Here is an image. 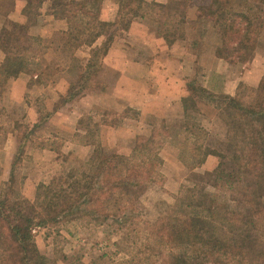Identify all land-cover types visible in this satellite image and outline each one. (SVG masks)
Segmentation results:
<instances>
[{"label": "trees", "instance_id": "trees-1", "mask_svg": "<svg viewBox=\"0 0 264 264\" xmlns=\"http://www.w3.org/2000/svg\"><path fill=\"white\" fill-rule=\"evenodd\" d=\"M44 1L24 0L29 16L26 22H19L10 19L15 0H0V29L9 35L11 54L27 49L33 25L30 21L39 16L37 9ZM117 1L115 19L96 20L99 30L81 44L92 46L105 33L104 28L126 32L135 15L143 12L145 19L155 24L151 33L166 41L171 35L184 41L188 29L199 31L191 46L201 45L206 36L214 35L216 58L231 63L254 51L264 31V0H185L187 13L181 25L174 23L171 10L165 11L163 22L158 19L164 7L145 0ZM79 7L84 9L81 4ZM155 8L162 9L157 18ZM89 25L79 29V37ZM114 34L110 33L92 51L86 68L94 67L98 56L106 53ZM73 37L70 34L68 39ZM9 78V71L0 65V94ZM86 80L81 78L79 92L86 88ZM238 89L242 93L218 97L190 81L188 95L181 99L182 114L191 125L195 123L188 112L192 109L196 113L197 96L223 101L219 109L225 126L221 149L200 144L192 148L204 170L208 161L216 159L215 166L208 168L212 193L206 192L199 177L201 182L184 187L169 210L154 223L139 224V198L161 165L155 137L138 138L129 155L103 153L93 147L86 160L87 168L79 177L70 172L47 184H38L33 201L0 198V264H56L39 251L32 230L82 218L99 226L112 220L131 231L125 238L133 243L140 238L135 226L145 232L144 241L127 251L123 259L100 257L92 264H264V72L256 87L240 84ZM150 236L164 243L186 245L191 252L165 250L148 241Z\"/></svg>", "mask_w": 264, "mask_h": 264}, {"label": "rangeland", "instance_id": "rangeland-1", "mask_svg": "<svg viewBox=\"0 0 264 264\" xmlns=\"http://www.w3.org/2000/svg\"><path fill=\"white\" fill-rule=\"evenodd\" d=\"M47 1L50 3L51 15L65 22L66 30L62 35H57L55 30L50 33L51 29L47 32L42 29L41 33V26L45 23L41 18L40 9ZM101 1H44L37 9L39 16L36 15L37 17H33L30 21L33 25L29 28L27 49L18 54L14 51H12L13 54L10 53L9 35L0 29V65H3L11 75L8 82L22 74L32 79L30 83L35 80L37 83L35 92L31 94L27 92L24 100L26 101V97L28 100L30 96V100L39 110L34 118L26 117L24 105L22 106L9 93L5 94L6 88L0 94V143L6 138H2V129L6 130V136L12 131L17 134L11 175L7 181L3 182L0 173V198L8 196L11 201L15 199L33 201L38 184H47L52 179L70 172L79 177L87 168L86 160L93 147L103 153L115 152L129 155L134 145L140 140L138 138L153 135L161 165L159 173L149 182L139 198L138 205L141 213L137 220L139 224H152L156 218L169 210L183 188L193 182L203 181L201 185L205 186L206 192H213L209 186L211 182L209 171L215 166L216 159L208 161L207 167L210 169L204 170L199 166V158L192 148L195 144H200L215 150L221 149L225 126L220 119L219 109L223 101L219 98L209 100L206 99L207 97L197 96L194 100L196 113L192 109L188 112L190 121L195 123L191 125L187 124L188 119L184 116L177 115L173 104L169 106L165 103L164 107L163 101V103L149 102L143 104L145 107L147 105V109L142 112L134 106L127 107L123 93L113 96L105 95L107 93L104 92V88L115 81V74L102 69L100 55L97 58L96 67L86 68L87 61L91 59L92 51L100 46L110 33H115V39L124 37L125 31L104 28L105 33L98 40V42L101 41L98 46L81 44L90 39L92 33L99 30L94 23L96 20L100 21L98 15L104 0ZM114 1L118 3L117 0ZM146 2L164 7L162 11L164 13H161L162 16L159 17L157 15L162 9H154L155 17H158L161 22L166 17L167 10L172 11L170 15L174 14L172 16L174 23L180 25L184 14L187 13L185 0ZM79 4L84 6V9H80ZM142 14L145 16L144 13ZM188 14V17H192V13ZM20 15H23L26 22L29 16L26 9L24 13L17 15L14 9L10 19H16L15 17ZM92 16L95 19L90 20ZM87 23H90V27L88 26L87 31L79 37V29L85 28ZM146 24V32L150 34L155 24L149 19ZM188 25L189 23H186L185 27L188 28ZM187 32L184 41L174 43L177 50L175 49L173 55L184 57V53L187 52L188 55L193 56L188 59L190 62L186 59L179 62L183 65V71L188 68L191 71L192 76L189 82L193 81L194 85L202 86L218 97L242 93V89H238L240 84L250 88L257 86L264 72V31L254 51L247 52L242 58L231 63L216 58L217 42L214 35L206 36L203 40L205 41L203 46L206 49L203 53L201 51L203 46H191L193 41H197L199 31L188 29ZM70 34L74 35L71 40L68 39ZM151 34L154 35L153 32ZM170 38L169 42H173L171 40L176 37L171 35ZM137 43L135 42V49L132 50L134 53L140 49L136 47ZM145 52L151 51L147 49ZM214 59H217V64L214 63L216 62ZM174 63L172 67L177 68L178 65ZM103 70H105L104 73ZM33 72L40 73L41 77L34 79ZM89 72L90 75H88ZM84 77L87 78L86 88L79 92L81 78ZM60 81L62 85L59 84ZM47 86L50 87L46 89ZM64 86L66 90L62 93H51L55 87L63 90ZM148 91L155 90L150 88ZM149 104L154 106L152 110L147 111L151 107ZM59 109H61V118L60 113L55 115ZM43 149L51 151L43 154L40 159L38 156H33L41 155ZM199 177L202 178L201 181L198 180ZM135 230H138L136 235L140 238L135 239L133 243V240L125 238L126 235L131 234V231L118 226L112 220L99 226L82 218L61 221L56 226L41 225L35 227L32 233L39 251L56 264H92L100 257L114 261L123 259L127 251L144 241L145 232L136 226ZM148 241L165 250L191 252L186 245L164 243L152 236L148 238Z\"/></svg>", "mask_w": 264, "mask_h": 264}, {"label": "crops", "instance_id": "crops-1", "mask_svg": "<svg viewBox=\"0 0 264 264\" xmlns=\"http://www.w3.org/2000/svg\"><path fill=\"white\" fill-rule=\"evenodd\" d=\"M48 2L49 1L43 3L42 6L45 5L42 7L43 10L42 8L40 9L41 18L44 19L43 22L45 23L43 26H41V33L42 29L43 31L45 29L46 32L47 30L49 31V29H51L50 33H53L55 30L57 35H62L63 31L66 30L65 22L51 15L49 12L50 3ZM117 5L118 4H116L114 0H104L102 2V8L99 10L100 13L98 15V19L101 22L113 21L118 12L119 6ZM24 9L25 2L23 0H15L16 15L18 13H24ZM142 13L143 12H139L135 15L130 28L125 32V36L115 38L107 49L106 53L101 57L102 59L100 63L102 69L104 68L108 72H112L113 75L115 74V81H113V83H109L106 88L103 87L104 92L107 93L105 95L109 96V94H112L113 96L117 93H123L126 106L129 108L134 106L137 109L139 108L142 112L147 109V105L145 107L143 104L145 105L149 102L163 101L164 103H162L164 107L165 103H168L169 106L173 104V108L177 112V115H180L179 117H181L183 116L181 99L188 95L187 83L189 82V79H191L192 75L190 74L191 71L189 68L183 71V65H181L179 62L184 61L183 59H186L188 62H190L188 59H191L193 56L191 54L188 55L187 52L184 53V57H177L176 55H173L175 54V49L177 50V47L174 45V43L177 44L180 40L174 39L171 40L173 42H169L163 38L155 36V34L153 35L146 32L147 26L145 27V25H147V19H145ZM12 18H14L13 15ZM15 18L16 19L13 20H17L19 22H24L25 20L23 15H20L19 17L16 16ZM101 37L102 36L95 40L94 45L98 46L100 44L101 41L98 42V40H100ZM135 42H138L136 47H140L139 50H136L137 53L132 51L135 49ZM204 43L205 41H203L199 46H203ZM204 47L205 46H203V48L201 47V51L203 53L206 52ZM147 49H149L151 52H145ZM214 60H216L214 63L217 64V59ZM174 62H176L178 65H176L177 68H175V66L172 67V65H175ZM105 70L102 72L104 73ZM36 73L33 75L34 79L41 77L40 73ZM25 75L26 74H22L21 76L18 75L19 77L16 76L9 80V82L7 81L8 83L5 86L7 90L5 89V94L9 93L14 97L15 100L21 103L22 106L24 105L26 117L34 118L36 113H39V110L30 100V96L28 97V100L26 97V101L24 100V97L27 92L28 94L35 92V86L37 83L35 80L30 83L32 79L26 77L27 75ZM147 82L149 85L146 84ZM59 84L62 85L61 81ZM49 87L50 86H47L46 89ZM51 87L53 88L52 84ZM63 88L64 89L62 90L61 88L58 89V87H55L54 90L51 89V93H62L66 90L65 86ZM150 88L154 89L155 91L149 92L148 89ZM149 105L151 107L147 111L152 110L154 106V104ZM60 112L61 109H59V112L55 113V115L59 114ZM59 115L61 118L62 114L60 113ZM104 126H107V124H104ZM1 131L3 133L2 138L6 137L5 141L0 143V173L1 179L3 182H5L11 175L17 134L15 131H12L6 136V130L2 129ZM41 151L43 152L41 155L35 154L33 156H38L40 159L43 154H47L51 150L43 149ZM5 175L6 178H4Z\"/></svg>", "mask_w": 264, "mask_h": 264}]
</instances>
